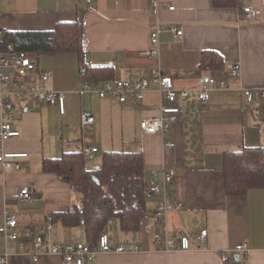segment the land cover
Here are the masks:
<instances>
[{
    "label": "crops",
    "instance_id": "crops-1",
    "mask_svg": "<svg viewBox=\"0 0 264 264\" xmlns=\"http://www.w3.org/2000/svg\"><path fill=\"white\" fill-rule=\"evenodd\" d=\"M158 19L147 0H0V42L7 32H45L58 23L82 22V53L34 54L36 71L23 83L25 89L60 92L65 97V113L38 102L32 95L18 93L8 83L0 85L1 100L13 106L11 127L16 138L0 142L5 152L26 153L19 169L0 166V227L8 213L18 226L8 229L17 240L6 242L0 235V254L7 264H72L49 253L53 244L91 242L81 226L64 227L59 220L45 230L46 218L80 207L78 193L56 174L42 169L45 159L82 151L85 146L96 153L85 156L88 169L101 168L103 153L133 151L142 154L146 188L160 183L161 172L174 169L176 176L166 185L171 208L164 220L150 212L162 199L158 193L147 196V216L137 234L122 233L113 221L104 231L111 244L134 243L132 254H99L88 264H243L240 253L229 252L222 262L220 251L245 243L248 264H264V189H250L244 197L226 196L222 173L226 153L244 148L264 147V104L247 103L243 90L264 89V0H235V6L216 8L213 0H159ZM174 7V10H168ZM260 10L256 18L244 20L241 9ZM160 29L158 54L143 55L150 48L149 35ZM182 35L175 38L169 27ZM215 53L222 63L218 69L201 67L203 52ZM19 53V52H18ZM13 54L3 53L9 61ZM206 56V55H205ZM210 61L209 58L207 62ZM241 68L239 78L229 76L233 64ZM111 67L110 79L97 78L91 92L79 96V69ZM158 70L172 78L177 90L189 97L180 101L178 121L165 136L141 132L142 119L156 116L160 96L144 94L141 104H120L101 99L96 91L106 82H136ZM3 72L14 78L10 66ZM48 79L40 80V73ZM227 80L225 90H215L203 108L197 98L201 77ZM94 122L81 124V115ZM174 144L168 148L164 144ZM27 187L31 199L20 202L17 195ZM177 205H181L177 208ZM207 231L203 243L200 231ZM25 232L42 235L38 251ZM187 237L189 252L166 253L164 239ZM160 243L155 244L157 239ZM38 254V261L33 256Z\"/></svg>",
    "mask_w": 264,
    "mask_h": 264
},
{
    "label": "built area",
    "instance_id": "built-area-1",
    "mask_svg": "<svg viewBox=\"0 0 264 264\" xmlns=\"http://www.w3.org/2000/svg\"><path fill=\"white\" fill-rule=\"evenodd\" d=\"M149 7L154 16L158 19V13L160 11L159 0H147ZM168 10H174V7H169ZM260 10L244 7L241 9V15L244 20L256 18L260 15ZM175 38L182 35V31L178 30L175 26L169 27ZM160 29L157 27L149 35L150 48L142 53L146 56H156L158 54ZM10 66L14 70V78L3 72V67ZM36 71V57L34 54L19 52L14 55L13 59L9 61L5 56L0 55V85L8 83L16 89L18 93L24 91L32 95L38 102L48 106H55L58 109L60 115L65 113V97L63 93L52 92L48 90L37 89L35 86H28L25 89L24 82L29 78L31 72ZM86 67L81 66L79 69V75L81 80L80 89L78 90L79 96H83L91 92V84L85 81ZM241 74V68L238 63L232 65L229 76L232 78H239ZM40 80L45 82L48 79V73L42 72L39 75ZM227 80L223 78H215L211 76H204L200 78L199 87L197 89V98L200 105L206 108L211 93L215 90H225L227 86ZM156 91L160 96V102L158 105V114L156 116L147 117L140 121L139 128L142 133L148 135L165 136L169 133L170 126L178 121V116L181 112L179 106L180 101H185L189 97L187 90H177L173 86L172 78L168 75L162 74L158 70H151L149 77L141 79L136 82H129L123 80H117L114 82H106L101 89L96 91L97 95L101 99H110L120 104H125L129 101H133L135 104H141L144 94L148 91ZM1 96V94H0ZM243 96L247 103L260 102L264 104V89H250L243 90ZM13 106L11 103H5L0 97V142H5L8 139L16 138L19 133L12 129ZM94 122V118L90 115H81V124L90 125ZM166 147L171 148L174 144L170 141L165 142ZM97 149L93 147L85 146L82 152L85 156L96 153ZM26 153H10L5 152L0 147V166L4 170L19 169L20 159H25ZM99 168H95L94 171H98ZM162 180L160 183H152L148 187L150 194L158 193L162 196V199L155 203L150 215L155 220H164L169 211L170 206L166 199V185L173 181L176 176L174 169H165L161 172ZM17 199L20 202H28L31 199L30 191L27 187L20 189ZM181 205H177L180 208ZM18 226L15 218L8 213L5 214L4 223L0 227V235L6 242H12L17 240V235L8 232V229L14 230ZM52 228V218H46L45 230L50 231ZM207 237V231L204 229L200 231L197 237L198 242L203 243ZM24 238L26 241H32L34 249L38 251L44 244V237L42 235H34L31 232H25ZM160 243L158 238L155 244ZM165 252H189L190 242L187 237H181L178 241L165 238ZM138 246L134 243L126 244H111L106 234H101L95 244L91 242H67L64 244H53L49 247V253L51 255L58 256L63 261L72 264H88L93 262L99 254H132L138 251ZM240 253L243 256V264H248L247 257L249 248L245 243L238 244L228 250L220 251V259L222 262L229 260L228 253ZM38 254L33 256V261H38ZM0 264H7V255L0 254Z\"/></svg>",
    "mask_w": 264,
    "mask_h": 264
},
{
    "label": "trees",
    "instance_id": "trees-1",
    "mask_svg": "<svg viewBox=\"0 0 264 264\" xmlns=\"http://www.w3.org/2000/svg\"><path fill=\"white\" fill-rule=\"evenodd\" d=\"M213 3L216 8L235 6V0H213ZM82 35L83 25L79 21L58 23L45 32H7L0 42V51L81 55ZM201 59L200 66L206 69H218L222 63L220 57L208 51L202 53ZM86 71L85 81L89 83L100 77L110 79L111 75V67L86 68ZM42 169L56 174L80 196V207L54 215L53 223L59 220L64 227L81 226L95 243L113 221L118 222L122 233L139 232L141 221L147 216L149 193L141 153H103L98 171L86 167L82 151L64 153L56 159H45ZM222 173L226 196L244 197L250 189H264V147L226 153Z\"/></svg>",
    "mask_w": 264,
    "mask_h": 264
}]
</instances>
